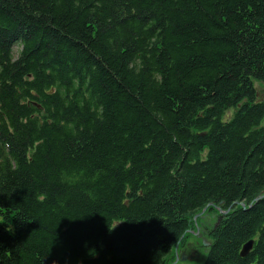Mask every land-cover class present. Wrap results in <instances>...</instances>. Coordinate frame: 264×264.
<instances>
[{
	"label": "trees",
	"instance_id": "16d2710c",
	"mask_svg": "<svg viewBox=\"0 0 264 264\" xmlns=\"http://www.w3.org/2000/svg\"><path fill=\"white\" fill-rule=\"evenodd\" d=\"M259 84L264 0H0V264H264Z\"/></svg>",
	"mask_w": 264,
	"mask_h": 264
},
{
	"label": "rangeland",
	"instance_id": "374dc122",
	"mask_svg": "<svg viewBox=\"0 0 264 264\" xmlns=\"http://www.w3.org/2000/svg\"><path fill=\"white\" fill-rule=\"evenodd\" d=\"M259 85L261 86L264 84H259ZM260 90H261V94L264 95V88H261ZM216 221H217V218L215 215L213 216L207 215L206 219L201 223V232H199L200 230H198L196 236L192 235L194 237H192L190 244L192 245L193 247L192 251L195 252V254L192 256L193 258H191L193 259L192 262L188 264H204L205 263L208 252L205 251L204 249L205 247L204 241L209 242L208 240H206L205 229L207 228L206 226H208L209 229H212L215 226ZM188 260L189 258L185 260L183 263L185 264Z\"/></svg>",
	"mask_w": 264,
	"mask_h": 264
},
{
	"label": "water",
	"instance_id": "95a60500",
	"mask_svg": "<svg viewBox=\"0 0 264 264\" xmlns=\"http://www.w3.org/2000/svg\"><path fill=\"white\" fill-rule=\"evenodd\" d=\"M252 247H253V243L250 242L249 244H247L244 248H243V251H242V256L245 257L249 254V252L252 250Z\"/></svg>",
	"mask_w": 264,
	"mask_h": 264
}]
</instances>
